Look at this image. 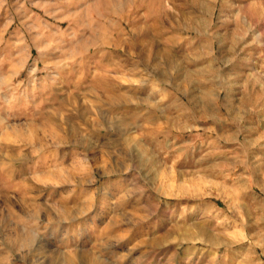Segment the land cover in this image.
<instances>
[{"label": "rangeland", "instance_id": "rangeland-1", "mask_svg": "<svg viewBox=\"0 0 264 264\" xmlns=\"http://www.w3.org/2000/svg\"><path fill=\"white\" fill-rule=\"evenodd\" d=\"M70 237L264 264V0H0V264Z\"/></svg>", "mask_w": 264, "mask_h": 264}, {"label": "crops", "instance_id": "crops-1", "mask_svg": "<svg viewBox=\"0 0 264 264\" xmlns=\"http://www.w3.org/2000/svg\"><path fill=\"white\" fill-rule=\"evenodd\" d=\"M157 117H158V114L154 113V112L153 113H146L144 116L145 120H148V119L154 120ZM164 171L165 172H162V173L158 172L157 173L158 181H160L157 190L162 191V193H164L166 191L165 187L169 184L171 177H176L175 173L173 171H171V170H164ZM81 189L84 191L83 188H76L75 193H80L82 191ZM114 189L117 190V187H115ZM141 189H142L141 193H143V187H141ZM132 193H133V191H132ZM134 193H136V191ZM80 194H82V193H80ZM145 194H148V190L145 192ZM162 195H164V194H162ZM142 203L143 202H141L140 205H142ZM162 207H164V206L162 205ZM137 209H139V208H137ZM162 241H164L163 238H162ZM137 242L148 243L147 238L145 240L140 239ZM83 243L85 245V242L83 241V239H81V237L80 238L79 237H70V238L62 239L60 241L61 264H69L70 262H71V264H96V261H94L93 257L90 255L88 250L85 249V246L81 245ZM48 253H49V257L51 259L56 256V253L53 250H50V252H48ZM93 253H94V251H93ZM144 253H147V252L141 251L140 253L133 256L132 264L142 263L141 259L146 258V254L144 257ZM47 257H48V254H47ZM86 259L89 260V262L86 263L85 262Z\"/></svg>", "mask_w": 264, "mask_h": 264}, {"label": "bare ground", "instance_id": "bare-ground-1", "mask_svg": "<svg viewBox=\"0 0 264 264\" xmlns=\"http://www.w3.org/2000/svg\"><path fill=\"white\" fill-rule=\"evenodd\" d=\"M152 1V0H151ZM150 3V2H149ZM153 3H154V1H153ZM153 3H151V4H153ZM114 6V5H113ZM149 6V5H148ZM147 6V7H148ZM152 7V6H151ZM159 7V6H158ZM153 8V7H152ZM160 9V8H159ZM115 13V12H114ZM159 14H161V13H159ZM22 239L20 240V242H19V245H21V246H29L31 243H32V241H33V236L31 235V233L30 232H26L25 233V236H22L21 237Z\"/></svg>", "mask_w": 264, "mask_h": 264}]
</instances>
